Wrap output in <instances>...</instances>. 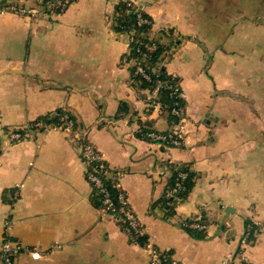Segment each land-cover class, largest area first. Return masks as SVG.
<instances>
[{
    "label": "crops",
    "instance_id": "crops-1",
    "mask_svg": "<svg viewBox=\"0 0 264 264\" xmlns=\"http://www.w3.org/2000/svg\"><path fill=\"white\" fill-rule=\"evenodd\" d=\"M120 1L78 0L57 16L0 13V247L9 236L42 254L24 252L16 264H153L92 202L77 139L60 129L21 141L6 133L65 107L122 173L150 246L181 264H226L239 248L264 264V0H222L219 19L217 0H146L155 30L179 38L166 69L180 79L187 141L168 150L143 138L142 123L159 133L173 125L166 113L147 112L151 92L137 90L121 65L127 37L111 23ZM122 103L128 113L119 116ZM167 163L197 176L175 215L160 204ZM202 211L210 225L196 239L181 223ZM247 218L260 231L243 246Z\"/></svg>",
    "mask_w": 264,
    "mask_h": 264
},
{
    "label": "trees",
    "instance_id": "trees-1",
    "mask_svg": "<svg viewBox=\"0 0 264 264\" xmlns=\"http://www.w3.org/2000/svg\"><path fill=\"white\" fill-rule=\"evenodd\" d=\"M49 1H58V0H38L34 6H30L28 4V0H0V12L5 11L8 13L17 14L20 16H28L25 13H20L18 10L20 9H33L38 8L40 9L41 14H46L51 16L50 10L46 7V3ZM65 0H62L64 2ZM78 0H69L68 5L64 9L62 6L56 7L54 13L57 15L63 14L67 11V9L77 2ZM139 13L143 18H146L153 22V19L146 11H141L138 7L133 4L130 0H122L120 1L116 7L114 16L111 19L112 27L114 31L120 35L127 36L129 35L134 40L130 44V52L128 55L129 59H138L142 51H147L145 44L149 43L152 44L153 42L156 43V49L153 52H149V59L146 62L145 69L146 73L150 77V81L146 80L143 76L138 75L135 73V67H131L130 71L133 75L134 85L137 90H149L152 91L156 87V80H165L169 83H180V79L174 75L168 73L166 66L162 67L158 71H154L156 68L158 69V63L166 58L170 59L173 52L175 51L176 47L179 45V38L176 37L171 30L161 31L162 33V42H158L156 40L151 39L150 33H152V28L150 25H139L138 23V15ZM30 17V16H28ZM165 41H168L166 44ZM181 86V84H180ZM182 89V88H181ZM161 102L163 104V112L168 115V119L171 124L174 126L176 125L180 117H176L173 115L172 111L175 108H183L186 115V101L181 98H177L175 95H172V90L168 89L167 87H162L159 89L158 97L156 99L150 100V102ZM128 113V106L126 103H122L119 110V116L126 115ZM142 123V122H141ZM41 124V126H38ZM71 124V132L72 136L77 137V143L81 148L90 145L91 142L88 137V131L90 130L89 127L84 125V123L79 119L77 115H75L70 109L62 107L59 108L54 114H48L42 117H39L35 121L30 122L25 128L15 129L10 131V129H6L7 134H20L22 137H27V134L31 131H46L48 129H59L65 128L66 126ZM142 132L143 138L150 142V139L147 137L148 133L155 132L151 131L142 123ZM159 133V132H156ZM166 134V133H163ZM0 153H1V136H0ZM103 167H100V166ZM166 166L168 167L169 178L167 181V188L173 189L176 178L180 172L187 173L188 177L185 180L186 189L179 191L177 193V197L180 198V202L175 201L173 199L166 198V191L164 197L160 204L162 207L170 214L175 215V208L178 204L184 202L188 195L190 194L192 188L194 187L196 181V174L192 171L191 167L188 164H174V163H167ZM93 169H97V175L103 180L105 187L110 192L111 198L113 199L114 205L116 208L119 207L118 203V191L115 188V184L117 183V174L120 172L118 170L112 169L109 164L103 159L102 161H93L89 164V170L92 171ZM93 188V195H92V202L98 208H102L103 206V194L100 192L94 184H91ZM15 191L11 193V201L10 204H14L16 199H14ZM191 223H198L200 225L209 226L210 221L207 219V215L205 212L202 211L201 216H194L182 221V226L185 228V224ZM123 228L128 227V222L120 223ZM142 228L144 226L142 225ZM194 238L196 239H205L206 238V230H200L197 228H185ZM225 229V227H224ZM260 231V227L254 222H252L249 218L246 219V231L244 238L247 236V242L252 243L255 241L257 234ZM136 240L135 243L144 247L149 242V236L147 233L144 234H135ZM12 240L9 236H6L4 239L5 241ZM160 251V250H159ZM162 256L166 257L169 261L175 260L174 252L169 251H160ZM243 252L241 249H238L237 256H241ZM243 256V255H242ZM235 264V263H233ZM239 264H252L246 258H243L239 262Z\"/></svg>",
    "mask_w": 264,
    "mask_h": 264
},
{
    "label": "built area",
    "instance_id": "built-area-1",
    "mask_svg": "<svg viewBox=\"0 0 264 264\" xmlns=\"http://www.w3.org/2000/svg\"><path fill=\"white\" fill-rule=\"evenodd\" d=\"M133 4H135L139 10L146 11L147 8V1L146 0H130ZM69 0H65L62 2V0L58 1H49L46 3V7L50 10L51 16H57V14L54 13V10L56 7L62 6L64 9L68 5ZM20 13H25L28 16L32 18L38 17L41 12L38 8L33 9H20L18 10ZM0 13H8L5 11H1ZM138 23L139 25H150L152 28V33H150V37L153 40H156L158 42H162V33L158 32L154 28V22L143 18L141 14L138 15ZM127 37V43H128V50L126 54L121 59V65L126 68L135 67V73L138 75L143 76L146 80L150 81V77L146 73L145 65L146 62H148L149 59V52H153L156 49V43L153 42L152 44L146 43L145 47L147 51H142L140 54V57L138 59H129L128 55L130 52V44L133 42V38L129 35ZM168 62V59L164 58L162 59L158 64V69L156 68L154 71L160 70L162 67H165ZM156 87L154 90L150 91V96L147 99L146 102V110L148 113H152L154 111L163 112V104L161 102H150L152 99H156L158 97L159 89L162 87H167L168 89L172 90V95H175L177 98L183 99V93L180 86V83H169L165 80L157 79L156 81ZM173 115L176 117H180L179 122L173 126L172 131L163 134V133H156L151 132L147 134V137L150 139V142L156 143L160 147H162L165 150L175 148V147H182L186 144V137H187V119L185 115V111L183 108H175L172 111ZM38 126H41L39 124ZM61 131L66 133L68 136L73 137V139H77L78 136H72L71 132V124L66 126L65 128L61 127L59 128ZM11 138L15 141H21L26 139V137H22L20 134H12ZM82 161L85 165V173L86 178L89 181L90 184H94L98 189H100V192L103 194V206L100 208V211L104 216L110 217L114 221L118 223L128 222V227L123 228L121 225L122 231L128 235L131 242L135 243L136 236L135 234H144L146 233L145 228H142V223L140 222L138 216L132 209L128 196L126 192L122 189L120 184V179L122 176V173L119 172L117 174V183L115 184V188L118 191V203L119 207L116 208L113 202V199L111 198L110 192L105 187V184L103 180L97 175L98 170L93 169L92 171L89 170V164L93 161H102L104 158L102 154L98 151V149L91 143L90 145H87L84 148L79 149ZM100 167H103L102 165ZM188 174L180 172L176 178L175 185L173 189L166 190V198L173 199L175 201L180 202V198L177 197V193L179 191L185 190V180L187 179ZM19 197V191L16 190L14 199H18ZM185 228H197L200 230L206 229L205 225H200L198 223H191V224H185ZM247 242V236L243 238L242 245L245 246ZM146 251L149 254L150 260L153 264H181L176 259L169 261L166 257L162 256V253L152 246H150L149 242L147 245L144 246ZM28 252L34 259L41 258L42 254L40 251L36 249H28L24 245H22L18 241H12L8 240L3 243V245L0 247V259L2 260L3 264H16L17 258L20 254ZM243 256H237L234 259H230L226 262V264H239L241 260H243Z\"/></svg>",
    "mask_w": 264,
    "mask_h": 264
},
{
    "label": "rangeland",
    "instance_id": "rangeland-1",
    "mask_svg": "<svg viewBox=\"0 0 264 264\" xmlns=\"http://www.w3.org/2000/svg\"><path fill=\"white\" fill-rule=\"evenodd\" d=\"M218 1V9H217V18L219 19V16H223L224 12H223V7L220 8V5H223L222 0H217Z\"/></svg>",
    "mask_w": 264,
    "mask_h": 264
},
{
    "label": "water",
    "instance_id": "water-1",
    "mask_svg": "<svg viewBox=\"0 0 264 264\" xmlns=\"http://www.w3.org/2000/svg\"><path fill=\"white\" fill-rule=\"evenodd\" d=\"M234 210L232 209V208H230V207H228V208H226V210H225V212L228 214V213H230V212H233Z\"/></svg>",
    "mask_w": 264,
    "mask_h": 264
}]
</instances>
